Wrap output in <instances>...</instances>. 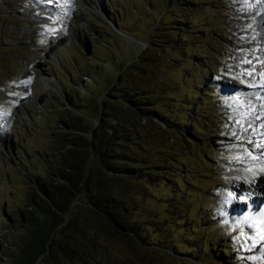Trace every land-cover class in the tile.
I'll return each mask as SVG.
<instances>
[{
    "label": "rangeland",
    "instance_id": "1",
    "mask_svg": "<svg viewBox=\"0 0 264 264\" xmlns=\"http://www.w3.org/2000/svg\"><path fill=\"white\" fill-rule=\"evenodd\" d=\"M60 1L55 12L49 0H0V243L33 180L23 164L34 171L36 150L55 151L65 98L96 126L97 100L131 66L121 88L157 101L125 149L149 174L127 186L137 240L79 213L76 243L93 244L77 264H264V217L233 219L230 206L253 205L264 171V0Z\"/></svg>",
    "mask_w": 264,
    "mask_h": 264
},
{
    "label": "trees",
    "instance_id": "2",
    "mask_svg": "<svg viewBox=\"0 0 264 264\" xmlns=\"http://www.w3.org/2000/svg\"><path fill=\"white\" fill-rule=\"evenodd\" d=\"M185 10L191 12L189 7ZM176 22L182 24L180 18ZM162 35L161 43H174ZM144 68L139 65L138 71L142 73ZM131 69L126 68L118 83L97 100L96 126L91 125L84 112L88 108L78 97H64L71 108L63 106L58 113L61 126L54 134L55 151L50 155L36 150L31 158L35 159L34 171L23 164L33 178H28L25 205L1 220L9 225L5 234L9 244L0 243V264H39L42 259L62 264V258L85 263L89 260L85 249L93 243L83 247L76 243L77 236H85L77 223L79 213L92 216L108 234L137 240L133 225L126 222L130 214L127 186L141 184L149 174L143 173L142 164L128 163L126 150L143 138L138 128L153 123L150 114L155 112L152 107L157 101L152 102L144 90L121 88ZM88 96L91 100L95 94ZM155 117L162 119L160 114ZM91 160L94 166H90Z\"/></svg>",
    "mask_w": 264,
    "mask_h": 264
},
{
    "label": "bare ground",
    "instance_id": "3",
    "mask_svg": "<svg viewBox=\"0 0 264 264\" xmlns=\"http://www.w3.org/2000/svg\"><path fill=\"white\" fill-rule=\"evenodd\" d=\"M53 1L54 5L52 7V10L56 12V10H60V8H66L64 7L63 1L59 2L62 4V6L57 2V0H49ZM56 8V9H55ZM63 11V9H61ZM1 136V135H0ZM257 143H259L257 141ZM251 144V143H250ZM250 151L253 154V149L251 148ZM256 160V167L259 169L260 164L264 165V150L261 152L259 157H255ZM255 167V168H256ZM259 176H257V180L253 179L252 183L250 184V192L255 196V199L253 201V205L247 207V209L239 206L236 202H230L231 210L233 213V219H256V218H263L264 217V171L258 170ZM263 197V201L260 205H258V200ZM231 213V211H230ZM232 215V214H231Z\"/></svg>",
    "mask_w": 264,
    "mask_h": 264
},
{
    "label": "snow or ice",
    "instance_id": "4",
    "mask_svg": "<svg viewBox=\"0 0 264 264\" xmlns=\"http://www.w3.org/2000/svg\"><path fill=\"white\" fill-rule=\"evenodd\" d=\"M249 63H250V61H249ZM27 83H31V81H27Z\"/></svg>",
    "mask_w": 264,
    "mask_h": 264
}]
</instances>
